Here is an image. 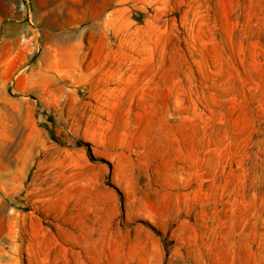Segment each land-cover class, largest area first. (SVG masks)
<instances>
[{"label": "rangeland", "instance_id": "obj_1", "mask_svg": "<svg viewBox=\"0 0 264 264\" xmlns=\"http://www.w3.org/2000/svg\"><path fill=\"white\" fill-rule=\"evenodd\" d=\"M0 264H264V0H0Z\"/></svg>", "mask_w": 264, "mask_h": 264}]
</instances>
